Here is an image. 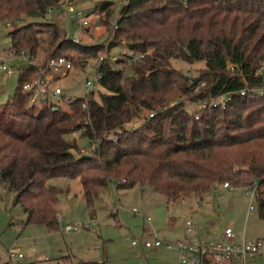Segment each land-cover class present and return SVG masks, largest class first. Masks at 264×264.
Returning a JSON list of instances; mask_svg holds the SVG:
<instances>
[{
    "label": "trees",
    "instance_id": "16d2710c",
    "mask_svg": "<svg viewBox=\"0 0 264 264\" xmlns=\"http://www.w3.org/2000/svg\"><path fill=\"white\" fill-rule=\"evenodd\" d=\"M63 1L0 0V22L19 24L11 32V50L29 58L13 99L0 102V179L15 192L26 223L60 228V190L50 182L59 176L80 179L92 216L101 189L113 182L118 189L150 187L168 201L179 193L202 197L226 182L246 189L256 183L257 211L264 219V94L256 91L264 85L258 74L264 62V0H127L112 44L125 41L134 52H145L140 63L145 73L125 75L104 60L99 82L107 92L100 100L90 95L84 108L86 97H78L69 109L46 105L37 111L27 105L23 85L39 73L33 59L42 23L25 18H45ZM111 4L97 9L109 18ZM43 25L49 28L50 57L74 59L61 52L75 49L84 63L102 50V44L76 42L55 22ZM171 58L203 60L206 67L194 83L168 65ZM175 89L195 100L222 95L228 100L225 107L207 104L192 112L183 101L171 104ZM145 110L153 116L127 128ZM79 128L98 142L91 154H81L76 140L66 138Z\"/></svg>",
    "mask_w": 264,
    "mask_h": 264
},
{
    "label": "rangeland",
    "instance_id": "374dc122",
    "mask_svg": "<svg viewBox=\"0 0 264 264\" xmlns=\"http://www.w3.org/2000/svg\"><path fill=\"white\" fill-rule=\"evenodd\" d=\"M105 1L112 3L110 6L112 14L109 18L105 12H99L97 9ZM126 2L127 0H64L45 18H25L27 22L42 23V26H39V37L42 41L33 59V63L39 68L47 67L53 51V47L48 44L49 28L43 25L45 23H57L65 35L75 41L79 40L82 44L103 45L97 57L87 58L84 63L77 61L79 53L75 49L67 48L61 52L69 53L74 58L72 59L74 67L68 73L55 72L53 87L63 88L64 97H86L88 102L89 96L92 95L94 99L100 100L101 93L107 90L97 83V88L89 92L86 82L87 80L96 82L99 64L104 60L113 68L122 69L125 75L145 73L140 67V63L145 60V52H134L125 41L112 44L114 27ZM68 5L82 11L88 24L79 23L69 12ZM106 20H109V23H106ZM17 27L19 24L15 21L0 22V63H7L15 71L14 74H7L0 70L1 103L13 99L19 83L20 68L29 63L27 54L15 55L11 50V32ZM147 53L151 54L152 50H148ZM168 65L185 77L188 76L190 81L199 79L206 67L203 60L187 62L176 58H171ZM261 65L264 66V62ZM200 87H203V84ZM170 97L171 104L183 101L192 112L201 110L207 104L225 107L228 100L227 95L195 100L178 89L173 90ZM61 104L65 109H69L65 102L61 101ZM27 105H34L37 111L46 106L40 100L33 104L29 99ZM152 113L154 112L143 111L139 118L127 124V128L140 127ZM83 131V128L71 131L66 134V138L76 140L81 154H91L97 149L98 142L83 136ZM110 137L116 139L115 134H111ZM50 182L60 190L57 218L59 215L64 218L59 222L60 228L55 231L27 224V215L23 207L14 203L15 192L0 179V248L13 251L14 262L22 260L18 252L25 258L37 252L43 263H49L50 261L44 260L46 254L53 258L50 253L54 248L61 244L65 245L67 241L72 243L80 254H105L109 264H175V254L166 253L161 259L154 256L146 258L145 253L148 254V249L143 250L140 244L137 247L133 246L132 240H139L144 229H148L147 231L153 235H163L162 231L168 230L170 236L182 237L188 219L193 220L195 230L201 233H220L226 226H231L241 234L245 232L247 237H264V219L258 215L256 199L251 200L249 189L246 188H231L217 184L202 197L194 192L179 193L174 200L168 201L164 195L150 187L135 185L131 188L118 189L116 182H113L108 188L101 189L100 197L95 202L97 216H92L79 178L59 176L52 178ZM251 204L254 206L253 209L250 208ZM134 209H138V212H134ZM71 213H74L72 218ZM113 213H117L118 218ZM146 216H151L150 222L146 220ZM13 220L15 223H12ZM66 222L79 223L83 229L80 232L66 233L63 230ZM23 223L28 226L22 231L20 226ZM48 232L52 233L51 237L47 236ZM48 240L52 243L51 248L46 247ZM139 241L141 243V240ZM139 249L140 254L142 253L141 258L137 257Z\"/></svg>",
    "mask_w": 264,
    "mask_h": 264
},
{
    "label": "built area",
    "instance_id": "2783aa9c",
    "mask_svg": "<svg viewBox=\"0 0 264 264\" xmlns=\"http://www.w3.org/2000/svg\"><path fill=\"white\" fill-rule=\"evenodd\" d=\"M53 10V9H52ZM50 10V12L52 11ZM69 12L75 16L79 23L86 25L87 20L82 11L77 10L75 6L68 5ZM49 12V13H50ZM75 40V39H74ZM77 42L79 40H76ZM74 67L73 60L66 56H55L48 60L47 67H41L36 77L26 81L23 89L29 93V100L36 104L39 100L52 110H58L63 105L61 101L68 106L75 100V97H64L63 88L53 87L55 72L68 73ZM0 70L7 74H14L13 67L7 63H0ZM258 74L262 77L264 84V66L258 69ZM96 82L87 80L86 86L89 92L97 88L99 84L100 73L98 69ZM259 94H264V85L256 89ZM245 93V91H243ZM84 108L88 107L85 100ZM153 116V113L151 114ZM224 186L229 187V183ZM256 183L249 189L251 200L255 199ZM253 209V204L250 205ZM138 212V209H134ZM151 221V216L145 217ZM64 220L62 215L58 216V221ZM85 226V225H84ZM83 227L79 223L66 222L63 230L67 232H80ZM192 219L186 221L185 235L178 239H167L161 235L143 237L141 242L147 248H164L166 250H175L177 252V264H264V237H247L245 232H237L233 227H226L221 233L197 232ZM139 240L133 239L132 244L136 245ZM22 254H20L21 256Z\"/></svg>",
    "mask_w": 264,
    "mask_h": 264
},
{
    "label": "crops",
    "instance_id": "0c3cea01",
    "mask_svg": "<svg viewBox=\"0 0 264 264\" xmlns=\"http://www.w3.org/2000/svg\"><path fill=\"white\" fill-rule=\"evenodd\" d=\"M81 188H82V184H81ZM113 214L115 215L116 218H118L117 213H113ZM26 215H27V213H26ZM96 216H97V213H96ZM70 217L71 218L74 217V213H71ZM12 223H15L14 220L12 221ZM30 225L31 226H37L38 228H45V230L49 231L48 227L46 225H43V224H40V225L39 224H30ZM27 226L28 225L26 223H23L20 226V229L23 231ZM226 227H231V226H226ZM147 230L148 229H144V232L142 234L143 236L141 235L142 237L139 240H142L143 237L153 235V234H151V232H149ZM222 231L223 230H221L220 233ZM162 233H163V235H161V236H163L164 238L173 239V240L178 239V238H182L185 235V233H184L182 237L174 238V236L169 235L168 230H163ZM51 234H52L51 232H48L47 236L51 237ZM257 238H259V237H257ZM46 244H47L46 247L51 248L52 243L50 240H48V242H46ZM139 244L143 250L148 249L149 255L145 253L146 258H151L152 256H154L155 258L160 257V259H161V258H163V256L166 253L173 254V255L175 254V259H176L175 264H177L178 256H177V252L175 250H166L164 248H147L143 245L142 242L140 243V241L138 244H136V245L132 244V245L137 247ZM14 250H16V248H14ZM140 250L141 249H139L138 256H137L138 258L142 257V255H141L142 253L140 254ZM20 254H22V253L18 252V256L22 260L14 262L13 261V256L15 255L14 252L13 251L11 252V250H9V249H7L5 251L4 249L0 248V264H109V259H107V257H105L106 256L105 254H101V253L94 254V255L80 254L78 252V250L74 247V245L72 243H68L67 241L65 242V245L61 244V245L57 246L56 248H54L53 252L50 253L53 255V258L48 257L46 254V257L44 258V260L50 261L49 263H46V262L43 263L42 262L43 260L40 257H38L39 255L37 252L34 254H31L27 258H25V256L23 254L20 256Z\"/></svg>",
    "mask_w": 264,
    "mask_h": 264
},
{
    "label": "water",
    "instance_id": "95a60500",
    "mask_svg": "<svg viewBox=\"0 0 264 264\" xmlns=\"http://www.w3.org/2000/svg\"><path fill=\"white\" fill-rule=\"evenodd\" d=\"M186 78H187L188 80L190 79L188 76H186ZM197 81H198V79H194V80H193L194 83L197 82Z\"/></svg>",
    "mask_w": 264,
    "mask_h": 264
}]
</instances>
